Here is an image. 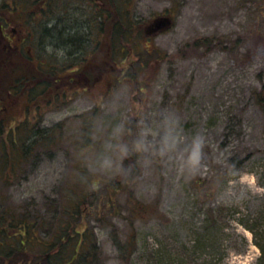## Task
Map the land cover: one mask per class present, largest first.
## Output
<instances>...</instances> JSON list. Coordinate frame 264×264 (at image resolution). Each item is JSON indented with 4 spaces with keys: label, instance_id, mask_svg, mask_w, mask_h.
<instances>
[{
    "label": "rangeland",
    "instance_id": "obj_1",
    "mask_svg": "<svg viewBox=\"0 0 264 264\" xmlns=\"http://www.w3.org/2000/svg\"><path fill=\"white\" fill-rule=\"evenodd\" d=\"M50 1L53 14L66 26L88 27V39L100 46L91 63L107 62L111 45L104 41L106 35L91 30L100 22L99 0H0V22L15 2L26 6ZM115 1L124 9L122 0ZM110 2L106 0L104 9L116 14ZM129 3L130 19L144 35L141 40L135 32L134 37L152 55L156 50L160 55L150 59L145 48L127 46V60L122 63L124 57H117L112 63L113 78L92 85L84 80L86 72L77 73V81L65 84L67 99L31 118L42 130L58 126L56 145L34 153L12 184H0V200L5 197L9 209L28 208L50 220L53 211H64L60 205L69 204L66 188L78 183L82 172L104 188L125 178L129 152H139L142 167L130 193H121L109 205L112 194L104 192L102 202L93 200L91 205L87 200L79 206L81 228L97 243L95 264H156L152 258H175L176 264H206L203 258L207 264H257L262 254L258 244L264 246V111L256 99L264 89V0ZM160 18L171 23L147 34ZM39 30L30 34L31 60L39 56L53 65L54 58L60 61L72 52ZM6 43L0 36L1 66L19 57L5 50ZM117 73L123 74L120 81L114 79ZM132 121L135 127L128 131ZM243 160L241 169L220 183L209 200L198 195L196 180L212 182L219 170ZM214 219L219 230L226 227L220 239L218 229L210 232L213 237L204 234ZM43 237L50 238L49 233ZM130 241L133 246L127 248ZM204 244H216V251L197 248Z\"/></svg>",
    "mask_w": 264,
    "mask_h": 264
},
{
    "label": "trees",
    "instance_id": "obj_2",
    "mask_svg": "<svg viewBox=\"0 0 264 264\" xmlns=\"http://www.w3.org/2000/svg\"><path fill=\"white\" fill-rule=\"evenodd\" d=\"M99 2H102L101 6H97L102 11L98 15L100 22L96 25L92 24L90 27L91 30L96 28L95 30H99L107 36V38L105 36L104 41H107L109 46L111 45V56L108 57L107 62L98 65L91 63L92 57L96 51L99 52L100 46L94 45V38L88 39L86 35L87 26H84L82 30L80 27L71 25L61 27L63 25L61 24L55 29L44 30V33L47 35L46 38L52 39L53 42L56 41V45L63 46L64 50L69 52L72 50L69 55H66L68 56L66 59L59 61L54 58L56 63L54 62L52 65L40 59L39 56L33 58V61L29 57L30 55L25 53L18 54L17 59L15 57V59L11 58L6 62L3 61V65H0V184L3 187L9 186L15 181L18 172L34 157V153H39L40 148L56 145L58 126L42 130L32 125L31 121L38 119L43 111L46 112V110L55 108L60 104V101L69 97L65 84L77 81L75 77L77 73L86 72L88 80H84L86 83H92V85L98 81H105L108 76L113 78L115 69L112 63L117 60V57H124L122 63L127 60L129 55L126 50L127 46H133L134 50L139 48L144 50L145 48V55H149L148 57L151 59L152 52L150 49H146L142 42L138 43L139 39L134 37V33L138 32L136 26L138 22L130 19L131 10L128 7L130 0H122L124 9L115 0H111L110 3L113 4L116 14L104 9L106 0H99ZM108 22H110L109 29L106 27ZM138 33L142 40L144 35ZM89 43H91L90 46ZM100 44L103 43L100 42ZM85 47L86 49H84ZM154 52L155 55L152 56L160 55L158 50ZM120 75L117 73L114 79L120 81L123 74ZM109 84L111 85V83ZM256 99L264 111V89L257 93ZM16 100L23 102L19 106ZM21 105L25 107V114H23L26 117L20 116L23 114H17ZM94 113L96 112H93V115ZM134 127L135 123L132 121L127 130L130 131ZM91 136H93L92 122L88 126V147L92 146V142L89 140ZM138 153L129 152L124 165L128 169L125 178L119 179L120 181L117 183L115 181L107 182L104 188H101L99 181H95L94 177L92 178L85 171L82 172L83 175L78 183H72L66 188L68 196L71 197L69 204L60 205L64 211L60 215L58 211H53V218L50 220L40 218L39 215L42 213H32L28 208L24 209L23 212L9 209L8 204L4 201L5 197H1L0 264H95L98 258L97 243L89 230L81 228L83 223L78 218L79 206L87 200L88 204L91 205H93L91 203L93 200L94 203L102 202L101 197L104 192L112 194L111 199L107 202L109 205H112L115 198H118L121 193H130L131 188L129 186L131 182L133 183L136 175L137 178L139 177L138 171L142 167V160L137 156ZM244 164V160L232 163L225 169L219 170L212 182H210L211 179L207 181L196 180L193 186L197 189L198 195L207 201L215 193V188L227 177L241 169ZM80 169L83 170V167ZM205 197L208 199L206 200ZM5 204L7 205L5 206ZM212 213L213 210L210 211V217H213ZM214 220L212 227L204 233L205 237H213L211 233L218 229L217 221ZM213 229L215 231L212 232ZM225 229L226 227L222 226V229H218V232L215 233L219 235L221 232L219 239L224 235ZM248 229L255 235L259 233L256 228L250 227ZM46 232L49 233L50 238L43 237V234H47ZM216 244H204L197 248L204 253L208 250L211 251V249L216 251ZM130 245L133 246V242H128L126 247H131ZM258 247L262 254L257 264H264V246L259 243ZM204 259V263L207 264L208 260ZM151 261L156 262V264H176L178 262L175 258H152Z\"/></svg>",
    "mask_w": 264,
    "mask_h": 264
},
{
    "label": "flooded vegetation",
    "instance_id": "obj_3",
    "mask_svg": "<svg viewBox=\"0 0 264 264\" xmlns=\"http://www.w3.org/2000/svg\"><path fill=\"white\" fill-rule=\"evenodd\" d=\"M21 6L22 9H20ZM36 6L38 7L34 8ZM10 9L5 19L2 20L4 23L0 22V36L7 41L5 50L8 53L25 54L30 52L28 46L30 34L35 35L40 32L39 27L41 31H49L60 27L61 24L65 25L63 19L53 14L55 10H53L54 5L51 1L41 5L28 3L26 6L18 5L15 2V7Z\"/></svg>",
    "mask_w": 264,
    "mask_h": 264
},
{
    "label": "water",
    "instance_id": "obj_4",
    "mask_svg": "<svg viewBox=\"0 0 264 264\" xmlns=\"http://www.w3.org/2000/svg\"><path fill=\"white\" fill-rule=\"evenodd\" d=\"M171 22L167 19H163L160 21H157L156 23H154V29L152 30V32L156 33L158 31H160L161 29L163 30L164 28H166Z\"/></svg>",
    "mask_w": 264,
    "mask_h": 264
}]
</instances>
